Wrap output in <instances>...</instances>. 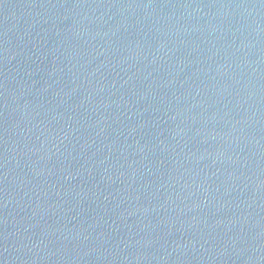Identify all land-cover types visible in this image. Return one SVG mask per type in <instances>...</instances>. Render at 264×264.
<instances>
[{
  "label": "water",
  "instance_id": "95a60500",
  "mask_svg": "<svg viewBox=\"0 0 264 264\" xmlns=\"http://www.w3.org/2000/svg\"><path fill=\"white\" fill-rule=\"evenodd\" d=\"M0 264H264V0H0Z\"/></svg>",
  "mask_w": 264,
  "mask_h": 264
}]
</instances>
